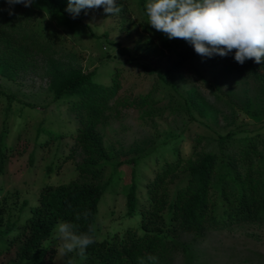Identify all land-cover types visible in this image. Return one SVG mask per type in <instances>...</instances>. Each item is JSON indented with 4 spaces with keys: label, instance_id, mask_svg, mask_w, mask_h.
<instances>
[{
    "label": "trees",
    "instance_id": "1",
    "mask_svg": "<svg viewBox=\"0 0 264 264\" xmlns=\"http://www.w3.org/2000/svg\"><path fill=\"white\" fill-rule=\"evenodd\" d=\"M123 1L116 0L117 6L122 7L120 17L117 15L119 23L124 19ZM136 2L143 15L138 24L177 56L165 71L140 60L128 46L109 39L107 31L82 24L87 11L82 10L77 18H71L65 11L68 0H35L30 7L16 4L11 7V15L9 5L0 0V76L13 80L21 72L35 70L40 60L52 92L51 101L66 103L77 122L69 133L74 142L65 158L81 155V161L72 169V180L41 186L33 205L23 199L18 217L28 208L24 216L11 221L8 214L5 228L0 230V255H9L1 264H51L54 249L45 241L58 221L78 223L81 232L87 231L89 225L95 227V243L86 249L84 259L74 252L73 264H140V259L144 264H170L178 253L187 258L191 254L190 245L181 240L183 233L197 236L208 229L264 222V138L260 133L237 137V131L232 129L217 131L207 140L214 148L206 150L199 148L200 135L194 137L193 145L180 134L172 141L166 138L149 151L144 143L115 148L105 142L99 125L108 118L109 111L119 106L140 108L144 116L161 115L165 110L177 114L184 111L196 120L204 117L210 108L209 100L198 86L192 85L181 93L170 79L173 71H181L192 52L188 47H179L177 38L169 40L147 24L146 0ZM42 15L75 34L88 28L92 36L105 44V57L124 58L128 75L131 69L138 68L137 72L155 77L153 85L135 93L134 88L123 84L122 71L116 66L109 71L108 82L96 78L95 71L82 70L75 63L76 54L57 45L48 31V21H40ZM234 53L232 50L229 55L233 59ZM243 65L257 81L258 100L245 96L241 102L231 101L225 119L234 121L235 116L248 115L259 122L264 117V74L252 66V59ZM226 67L231 70L233 66L226 64ZM158 91L162 92L161 96H157ZM0 96L6 99L5 121L0 132L1 171L5 151L11 150L4 138L9 131L6 116L10 114L14 97L1 87ZM165 100L166 104L155 106ZM233 104L239 107L234 109ZM40 134L44 135L42 139L37 136ZM62 136L61 130L41 125L36 132L37 145L56 140L59 146ZM153 149L154 176L148 179L142 192L138 190L134 165ZM55 165L47 166L48 174ZM119 190L125 199L126 215L139 213L140 231L128 227L121 233L98 238L94 219L100 198L106 192L113 196ZM0 203L3 209L5 199ZM85 211L89 213L87 219L81 217L76 221V213ZM149 256L157 260H148Z\"/></svg>",
    "mask_w": 264,
    "mask_h": 264
},
{
    "label": "rangeland",
    "instance_id": "2",
    "mask_svg": "<svg viewBox=\"0 0 264 264\" xmlns=\"http://www.w3.org/2000/svg\"><path fill=\"white\" fill-rule=\"evenodd\" d=\"M121 5L125 7L121 14L124 18L121 23L117 21L120 15L110 16L104 13L103 8H97L87 10L82 24L85 22L91 27H98L101 32L107 31L109 39L128 46L140 60L165 71L177 56L164 48L157 37L143 30L138 24L143 15L136 0H124ZM39 19L42 22L48 21V31L57 45L74 52L75 63L84 71H95V77L100 81L108 82L109 71L116 66L120 72L122 71L123 84L134 88L135 93L144 92L147 87L153 85L155 77H148L140 70L137 72L138 68L131 69L129 76L128 71H125L127 67L123 64L124 58L105 57L107 51L105 44L92 36L88 28L75 34L45 15L40 16ZM177 41L179 47H188L189 52L192 53L181 71L179 73L173 71L170 79L181 93L192 85L198 86L210 102L207 114L199 117V121L191 119L184 111L177 114L165 110L161 115L144 116L141 115L140 108L119 106L109 111L108 118L99 125L105 142L115 148H127L135 143L143 146L144 143L149 151L151 147L166 138L172 141L180 134L182 138H186V142L193 145L194 137L200 135L202 139L199 148L206 150L214 148V145L208 144L210 142L207 140L209 136L216 135L217 131L225 132L232 129L237 131V137L260 133L264 138V117L259 122L248 115L239 114L235 116L234 121L225 119V115H229L231 101L241 102L245 96L256 102L258 100L257 81L244 65L237 63L230 56L222 58L213 55L202 58L195 53L189 43L181 38H177ZM40 62L39 60L35 70L21 72L13 80L0 76V87L14 97L10 114L6 116L9 131L4 138L11 150L6 149L5 162L0 171V201L5 199L6 202V206L3 205V209H0V217H2L0 230L5 228L8 214L13 221L29 212L26 208L18 217L20 212L18 207L23 199L33 205L37 201L41 186L72 180L71 174L74 172L72 169L81 161L79 153L72 155L70 159L65 158L74 142L69 133L75 129L77 122L66 103L57 104L51 101L52 92ZM226 64H232V69H227ZM252 66L259 73L264 74V62L256 64L252 59ZM161 93L158 91L156 94L161 96ZM174 96L178 98L175 93ZM166 102V100L160 101L155 103V106H162ZM5 105V97L0 96V132L5 121L3 119ZM233 106L234 109L239 107L235 104ZM41 125L56 131L61 130L63 132L61 145L57 146L56 140L44 146L37 145L39 139L36 140V132ZM182 128H184L183 133ZM37 136L42 139L44 135ZM184 148L185 143L183 144L182 140V153ZM153 159L154 149L134 165L139 191L143 192L145 183L154 176ZM54 163L56 165L48 174L47 166ZM0 207H2L1 203ZM94 221L98 238L121 233L128 227L140 231V215L138 212L132 216L126 215L125 199L121 190L113 196L110 192L101 196ZM181 240L190 245L191 254L187 258L184 254L178 253L171 258L170 264H186L187 259L190 260L189 264H264V222L258 225L243 224L233 225L231 228L208 229L204 234L197 236L183 233ZM46 242L54 249L51 264H65L69 258L71 260L75 258L74 252L68 257L60 256L56 251L58 241L53 240L52 235ZM8 255H0V264L8 258Z\"/></svg>",
    "mask_w": 264,
    "mask_h": 264
},
{
    "label": "clouds",
    "instance_id": "3",
    "mask_svg": "<svg viewBox=\"0 0 264 264\" xmlns=\"http://www.w3.org/2000/svg\"><path fill=\"white\" fill-rule=\"evenodd\" d=\"M11 7L21 4L30 7L35 0H5ZM103 8L110 16L121 12L116 0H68L65 11L75 19L82 10ZM147 24L164 34L167 39L181 38L189 43L202 58L229 56L244 64L254 59L264 62V0H148L144 5ZM89 213H76L75 220L87 219ZM95 227L79 231V224L58 222L52 230V239L58 241L57 253L68 257L76 252L82 259L86 249L95 243ZM156 261L157 257L149 256ZM67 264H73L69 258ZM140 264H144L140 259Z\"/></svg>",
    "mask_w": 264,
    "mask_h": 264
}]
</instances>
